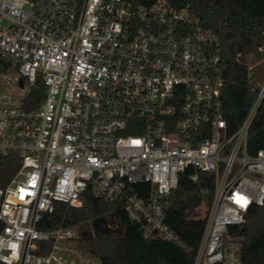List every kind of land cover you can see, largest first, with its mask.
<instances>
[{
	"label": "built area",
	"instance_id": "2783aa9c",
	"mask_svg": "<svg viewBox=\"0 0 264 264\" xmlns=\"http://www.w3.org/2000/svg\"><path fill=\"white\" fill-rule=\"evenodd\" d=\"M4 66L46 96L25 110L0 95V157L19 163L0 186V264H102L77 246V225L38 227L87 192L123 203L145 238L183 245L168 196L189 168L214 179L194 264H242L232 228L264 205V148L248 150L262 65L248 66L255 99L233 132L220 37L168 0H0Z\"/></svg>",
	"mask_w": 264,
	"mask_h": 264
},
{
	"label": "trees",
	"instance_id": "16d2710c",
	"mask_svg": "<svg viewBox=\"0 0 264 264\" xmlns=\"http://www.w3.org/2000/svg\"><path fill=\"white\" fill-rule=\"evenodd\" d=\"M130 1L140 4L153 0ZM168 1L178 10L189 11L204 29H212L220 37L227 78L222 110L229 130L235 131L255 99L250 89L249 63L245 55L254 52L262 57L264 54V0ZM260 47L263 52L259 51ZM0 71L7 72L8 68L0 67ZM45 96V87L39 78L23 97L22 106L25 110L36 109ZM262 148L264 102L248 134L249 152L253 154ZM18 166L19 163H11L10 158L0 157V186L6 184ZM191 172L193 169L189 168L181 174L177 189L168 196L167 222L178 233L183 245L145 238L140 226L129 219L123 203L107 201L91 192L85 193L80 205L55 202L53 210L43 214L38 227L52 231L77 225V246L102 264H194L214 190V179L208 173L199 172L198 181H193ZM200 211H205V215H192ZM232 231L242 236V264H264V205L252 207L246 222L234 226Z\"/></svg>",
	"mask_w": 264,
	"mask_h": 264
},
{
	"label": "rangeland",
	"instance_id": "374dc122",
	"mask_svg": "<svg viewBox=\"0 0 264 264\" xmlns=\"http://www.w3.org/2000/svg\"><path fill=\"white\" fill-rule=\"evenodd\" d=\"M249 64L254 67H260L264 64V54L262 57L257 56L254 52H249L245 55ZM16 76V70L10 68L7 72L0 74V95L6 94L11 97L21 100L24 94L30 89V86L25 82V86L19 87V82ZM195 217H201L205 215V211L194 212L192 214Z\"/></svg>",
	"mask_w": 264,
	"mask_h": 264
},
{
	"label": "water",
	"instance_id": "95a60500",
	"mask_svg": "<svg viewBox=\"0 0 264 264\" xmlns=\"http://www.w3.org/2000/svg\"><path fill=\"white\" fill-rule=\"evenodd\" d=\"M19 85H20V87H23V85H24V82H23V80H22V79H20V80H19Z\"/></svg>",
	"mask_w": 264,
	"mask_h": 264
}]
</instances>
